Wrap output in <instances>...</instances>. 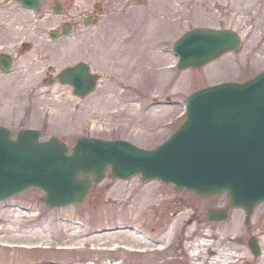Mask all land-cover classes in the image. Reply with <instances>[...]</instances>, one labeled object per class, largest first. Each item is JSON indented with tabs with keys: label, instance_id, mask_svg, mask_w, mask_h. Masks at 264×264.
I'll return each mask as SVG.
<instances>
[{
	"label": "rangeland",
	"instance_id": "rangeland-1",
	"mask_svg": "<svg viewBox=\"0 0 264 264\" xmlns=\"http://www.w3.org/2000/svg\"><path fill=\"white\" fill-rule=\"evenodd\" d=\"M6 1L0 0V53L8 51L15 60L11 72L0 70V124L14 134L34 127L42 131L43 139L55 134L70 146L77 136L89 135L125 138L153 147L184 120V100L191 91L219 81L244 80L264 69V0H134L136 3L128 4L110 0V21L87 27L85 36L73 35L58 44L44 41L48 30L63 18L49 11L50 0H43L38 11ZM89 12L80 7L79 13ZM197 26L233 29L241 35L242 45L200 68H169L176 59L174 41ZM130 33L135 34L139 49L148 48V67L143 61L136 67L132 62L117 61L114 52L121 47L113 41L119 38L122 43L124 38L128 42ZM109 37L113 41L101 46V39ZM22 38L31 41L26 51L19 48ZM68 49L73 53L66 54ZM84 55H90L93 68L102 73L89 96L81 99L68 84L43 81L49 64L59 69ZM171 188L160 181L145 183L139 176L128 180L107 176L93 184L88 200L80 206L57 209L67 217L83 214L89 223L75 227L60 222L58 228L83 236L91 227L129 220L135 225L134 232L106 234L97 240L148 247V223L152 220L148 192L153 191L152 199L157 201L162 192L172 195ZM15 203L40 209L41 217L50 210L38 191L0 202V264H17L15 242L39 240L29 238L37 235L34 228H23V222L31 219L30 212L13 208ZM136 258L137 264L145 263L148 254Z\"/></svg>",
	"mask_w": 264,
	"mask_h": 264
},
{
	"label": "water",
	"instance_id": "water-1",
	"mask_svg": "<svg viewBox=\"0 0 264 264\" xmlns=\"http://www.w3.org/2000/svg\"><path fill=\"white\" fill-rule=\"evenodd\" d=\"M22 1L38 6V0ZM239 44L231 30L198 28L184 34L174 51L181 57V67H200ZM11 63L9 56H0L2 68L9 69ZM59 78L85 96L98 75L91 76L89 66L80 63L63 70ZM39 135L37 130H25L14 139L0 126V199L38 188L49 205L81 203L92 178L101 181L109 165L111 177L137 173L144 181L160 177L204 195L227 190L232 205L248 210L264 198V72L244 83L194 92L188 99L187 121L155 149L124 140L79 137L69 151L56 137L40 141Z\"/></svg>",
	"mask_w": 264,
	"mask_h": 264
},
{
	"label": "flooded vegetation",
	"instance_id": "flooded-vegetation-1",
	"mask_svg": "<svg viewBox=\"0 0 264 264\" xmlns=\"http://www.w3.org/2000/svg\"><path fill=\"white\" fill-rule=\"evenodd\" d=\"M59 1L62 2L64 17L51 28L58 35H62L65 29L80 33L87 19L99 26L110 21V0ZM6 2L17 3L15 0ZM131 2L136 3L126 0L125 4ZM80 7L90 12L79 13ZM128 38L129 43L135 42L134 33L128 34ZM122 42L125 45L126 39L123 38ZM29 46L22 42L23 50ZM142 61L148 65L147 58H140L139 62ZM171 191L173 196L162 192L157 201L150 198L152 220L148 223V259L140 264H264V202L247 219L242 209L228 207L229 199L225 195L207 198L188 189L171 188ZM163 204L170 205L165 207ZM213 208H227V218L211 219L208 211ZM58 213L51 210L48 219L40 218L28 223L27 227L34 228L37 233L29 238L39 240L20 241L15 253L17 264H137L136 252L129 249V244L121 248L120 243L98 241L96 234L100 228L97 226L85 231L83 236L68 234L69 230L65 233L60 231V222L73 221L80 226L89 222L77 212L69 215L75 217L69 221ZM171 220L176 223V231L175 235L168 236L166 227ZM67 244H79V247L72 249Z\"/></svg>",
	"mask_w": 264,
	"mask_h": 264
},
{
	"label": "bare ground",
	"instance_id": "bare-ground-1",
	"mask_svg": "<svg viewBox=\"0 0 264 264\" xmlns=\"http://www.w3.org/2000/svg\"><path fill=\"white\" fill-rule=\"evenodd\" d=\"M128 54H130V52H128ZM151 192H148V197L150 196V198L152 197V195H150ZM237 216L234 217V219H236ZM114 233V232H113ZM113 233H111V235H114ZM123 233H127V231L123 232ZM110 235V234H107Z\"/></svg>",
	"mask_w": 264,
	"mask_h": 264
}]
</instances>
